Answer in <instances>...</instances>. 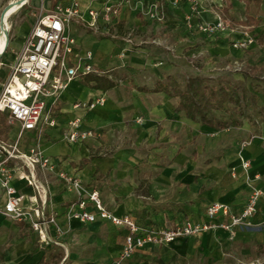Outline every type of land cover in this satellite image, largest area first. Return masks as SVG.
Segmentation results:
<instances>
[{
    "label": "crops",
    "instance_id": "obj_1",
    "mask_svg": "<svg viewBox=\"0 0 264 264\" xmlns=\"http://www.w3.org/2000/svg\"><path fill=\"white\" fill-rule=\"evenodd\" d=\"M81 1L84 8H100L106 0ZM232 1V21L239 24L243 19L233 12L243 5L246 9V5ZM218 4V0H201L202 18L213 19ZM49 5L51 0L45 6ZM249 9V15L260 20L254 30L262 35V42L254 44L250 52L227 48L225 40L230 34L226 32L210 37L197 29L198 36L193 38V32L170 15L183 16L188 11L186 2L178 8L168 6L170 17L165 21L149 18L140 7L130 6L124 8L120 22L102 25L99 30L74 22L72 32L80 52L92 50L94 65L117 84L103 90L85 84L83 78L72 81L59 102V126L49 130L41 142L46 153L62 158V166L77 169L90 187L99 189L108 209L131 215L141 226L204 221L207 206L214 201L228 203L239 212L249 193L240 154L249 159L250 173L259 174L254 183L264 190V122L245 118L237 126L218 129L177 111V97L139 87H151L167 74L176 75L180 82L185 72L199 75V69H193L185 55L193 49L205 61L220 58L222 50L234 64L248 67L264 63V0L259 7L252 4ZM128 32L133 44L121 57L122 48L128 45ZM205 71L201 70L202 75ZM260 76L264 78V73ZM101 93L106 94L103 105L73 107L80 97L88 100ZM73 115L82 117L84 128L99 129L101 135L81 143L65 140L63 127ZM258 123L261 129L255 130ZM244 140L248 143L241 148ZM18 184L31 193L30 187ZM50 190V207L58 212V223L65 230L52 235L63 245L41 242L29 225L0 211V264H115L129 227L105 218L81 221L68 217L66 206L74 193L55 175H51ZM4 200L0 188V204ZM217 219L227 217L219 214ZM250 221L249 228H237L233 237L217 228L169 244L139 247L123 264H250L254 259L264 264V230L254 229L264 222V197Z\"/></svg>",
    "mask_w": 264,
    "mask_h": 264
},
{
    "label": "built area",
    "instance_id": "obj_2",
    "mask_svg": "<svg viewBox=\"0 0 264 264\" xmlns=\"http://www.w3.org/2000/svg\"><path fill=\"white\" fill-rule=\"evenodd\" d=\"M183 2L188 5L184 18L189 28L196 27L210 36L226 32L231 36L232 45L238 49H248L255 43L252 32L239 26L233 27L232 22L221 14H216L213 19H203L198 0H106L100 8H84L81 0H56L54 5L45 6L24 36L0 88V115H6L10 126L7 133L0 132V188L5 195L0 211L29 225L38 233L41 242L53 241L63 245L52 233L55 231L60 235L65 232L58 223V212L50 207L51 175L63 181L67 189L74 193L66 206L68 217L81 221L105 218L129 227L130 231L115 264H123L137 248L148 244H169L179 238L197 236L217 228L227 230L233 237L237 228L251 224L250 219L258 210L264 190L254 183L259 174L250 173V161L241 154V167L249 185V193L239 212H235L228 203L214 201L207 206V219L204 221L183 220L171 226L156 228L141 226L131 215H118L108 209L98 188L90 187L77 169L62 166L63 159L46 153L41 144L49 130L59 126V102L72 81L92 72L106 73L94 65L92 50L81 53L78 49L77 38L72 32L73 23H82L99 30L102 25L120 22L124 8L130 6L140 7L144 15L161 21L168 6L178 8ZM125 39L128 45L122 48L121 57L133 44L132 33L128 32ZM105 101L106 94L101 93L92 99L76 100L73 107L93 109ZM100 135L99 129L84 128L80 115L68 118L62 131L63 138L71 143H81ZM247 143V140L242 141L241 148ZM232 173L236 175L235 169ZM18 182L30 187L31 193L23 191ZM219 214L227 219L218 220ZM261 263L260 259L250 262Z\"/></svg>",
    "mask_w": 264,
    "mask_h": 264
},
{
    "label": "trees",
    "instance_id": "obj_3",
    "mask_svg": "<svg viewBox=\"0 0 264 264\" xmlns=\"http://www.w3.org/2000/svg\"><path fill=\"white\" fill-rule=\"evenodd\" d=\"M239 1L244 2L247 9L252 4L259 7L262 3V0ZM55 2L56 0H51L52 5ZM231 7H233V1L226 0V6L223 10L224 16L228 15ZM239 23L257 26L260 20L252 15H247L246 20L239 21ZM258 36L261 41L262 35ZM255 79L258 81L260 77L255 76ZM82 81L103 90L117 84L113 77L94 72L85 75ZM139 88L152 92H164L177 97V111H184L187 116L218 129L239 125L241 120L236 115L242 114L245 106L257 111L260 121L264 122V85L259 83L252 82L251 88L244 86L240 92L234 83L211 80L204 76L195 75L190 76L183 87L176 75L167 74L163 79H158L153 86H140ZM9 129L6 115L2 113L0 115V132L7 133Z\"/></svg>",
    "mask_w": 264,
    "mask_h": 264
},
{
    "label": "rangeland",
    "instance_id": "obj_4",
    "mask_svg": "<svg viewBox=\"0 0 264 264\" xmlns=\"http://www.w3.org/2000/svg\"><path fill=\"white\" fill-rule=\"evenodd\" d=\"M239 1V0H238ZM12 3H15V0H0V31H1V13L3 10L8 8ZM47 3V0H27L25 5L19 9H16L11 15L7 18V25L6 28L8 29V45L6 47V50L4 51L3 55L0 58V88L2 85V82L5 80L7 73L9 71L10 64L16 54L18 53L21 43L24 39V35L31 30V27L33 23L35 22L37 16L42 12V10L45 8V5ZM199 7L202 10L201 7V0H198ZM218 9L215 12L216 14H221L223 15V10L224 7L226 6V0H218ZM8 5V6H7ZM246 5V4H245ZM7 6V7H6ZM6 7V8H5ZM5 8V9H4ZM245 6L237 7L235 12H233L236 17H240L243 20H246V16L249 15L250 9H244ZM254 9V8H253ZM168 9L166 10L165 17L161 21H165L168 17H173L178 23V21L181 23L180 25L186 26L188 29V32H193V38H196L198 34L196 33L197 28L196 27H191L189 28L186 24L184 15L183 16H178L177 14H168ZM186 13V12H185ZM184 13V14H185ZM224 17L228 18L232 22L233 27H238L247 30L248 32H252L255 35V43L258 44L259 42L261 43L262 40L260 41L259 39V33H257L253 26V24H234L232 21V7L229 9L228 15H225ZM208 20V19H206ZM159 21V20H158ZM6 24H4L5 26ZM200 31V30H197ZM195 32V33H194ZM200 33H202L200 31ZM210 36V35H209ZM218 36V34L210 36L214 37ZM230 37V38H229ZM228 37V41L225 40L226 44L225 46L228 48L234 47L231 43V36ZM234 37V34L232 35V38ZM253 44V45H254ZM251 45L248 49H244L247 52L254 51V47ZM192 47V46H190ZM257 47V46H255ZM193 48V47H192ZM235 48V47H234ZM243 50V49H240ZM243 50V51H244ZM205 53L206 50L204 49ZM199 52V51H198ZM197 51L195 49L193 50H188L186 52V57L189 61V64L193 69H199V75L207 77L211 80H221L224 82H230L234 83L238 86L239 91L241 92V89L246 86L249 87L251 82L253 83H259L260 85H264V78H260V80H256L255 76L261 77L264 73V63L261 65H254L251 66L249 65L248 67L245 64L239 63V64H234L232 63V57H228V54H224L221 50V57L214 59L212 58L209 60H202L200 57L197 55ZM205 58L207 56H204ZM210 61L208 64L207 62ZM236 66V67H235ZM219 69V70H218ZM201 70H206L203 75ZM185 77L181 78V84L184 87L186 85L187 79L192 76V73L185 72ZM236 73H240L239 75H233ZM249 74V76H248ZM187 78V79H186ZM248 96V95H247ZM80 99L84 100L83 98L80 97ZM246 99V96H245ZM220 113V112H219ZM241 121H243L245 118H250V121L252 120H259V114L257 111L251 109L250 107L245 106L243 109V113L240 115H236ZM260 123H258L254 128L255 130L261 129V126H259ZM251 225V224H250ZM249 225V226H250ZM249 228V227H245ZM254 228V227H253ZM257 230H264V222L261 223L257 228H254ZM262 260L264 262V255L262 257Z\"/></svg>",
    "mask_w": 264,
    "mask_h": 264
},
{
    "label": "bare ground",
    "instance_id": "obj_5",
    "mask_svg": "<svg viewBox=\"0 0 264 264\" xmlns=\"http://www.w3.org/2000/svg\"><path fill=\"white\" fill-rule=\"evenodd\" d=\"M19 5L17 3H12L8 8H6L4 10V18H3V22L6 24L5 27L7 26L8 28V25H7V18L11 15V13H13L17 7ZM7 45V35L5 33V29L4 28H1V31H0V51H3L4 48L6 47Z\"/></svg>",
    "mask_w": 264,
    "mask_h": 264
},
{
    "label": "water",
    "instance_id": "obj_6",
    "mask_svg": "<svg viewBox=\"0 0 264 264\" xmlns=\"http://www.w3.org/2000/svg\"><path fill=\"white\" fill-rule=\"evenodd\" d=\"M26 1L27 0H15V3H17L19 6L17 7V9L18 8H20L23 4H25L26 3ZM8 6V5H7ZM6 6V7H7ZM5 7V8H6ZM4 8V9H5ZM3 18H4V10L2 11V13H1V28H4L5 29V33H6V35H7V45H8V29L4 26V22H3ZM7 45H6V47H7ZM6 47L4 48V50L3 51H0V58H1V56L3 55V53H4V51L6 50Z\"/></svg>",
    "mask_w": 264,
    "mask_h": 264
}]
</instances>
